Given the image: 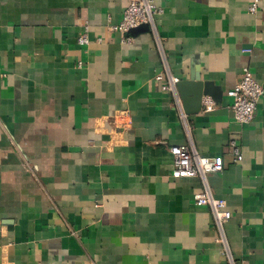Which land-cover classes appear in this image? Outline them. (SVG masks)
<instances>
[{
	"label": "crops",
	"instance_id": "obj_1",
	"mask_svg": "<svg viewBox=\"0 0 264 264\" xmlns=\"http://www.w3.org/2000/svg\"><path fill=\"white\" fill-rule=\"evenodd\" d=\"M130 1L0 0V264H264V94L244 125L227 94L245 72L264 89V0H154L124 42L109 26ZM157 73L211 82L213 110L177 88L181 110ZM174 144L223 163L227 248Z\"/></svg>",
	"mask_w": 264,
	"mask_h": 264
},
{
	"label": "built area",
	"instance_id": "obj_2",
	"mask_svg": "<svg viewBox=\"0 0 264 264\" xmlns=\"http://www.w3.org/2000/svg\"><path fill=\"white\" fill-rule=\"evenodd\" d=\"M258 2L259 0H253L249 5L251 12L257 11ZM162 11V7L157 5L154 0H131L124 7L121 20L116 24H111L109 28L125 34L130 29L141 24L153 27L156 15ZM129 39V36H126L122 38V41L125 42ZM77 41L81 45L89 43L87 24L83 26V31L78 36ZM163 79V74L157 73L155 75V80L161 82V88L171 91L176 96V101L182 110L180 99L177 96L179 78L169 75L165 82H162ZM227 94L232 98L230 107L233 111L234 120L242 125L251 123L256 115L258 101L264 94L261 83L257 81L252 73L245 72ZM214 106L215 102L210 96H203L202 111H211ZM181 117L184 119L185 114L181 113ZM229 149L233 155L234 162H239L243 159L241 147L235 139L230 140ZM169 151L173 159L172 175L174 177L197 176L204 182L203 190L194 196L195 203L198 206L208 207L215 226L221 231L219 239L227 248L223 227L230 219L231 212L226 208L225 200L215 197L207 184L208 175L222 171L224 169L223 163L218 158L199 154L187 144L170 145Z\"/></svg>",
	"mask_w": 264,
	"mask_h": 264
},
{
	"label": "water",
	"instance_id": "obj_3",
	"mask_svg": "<svg viewBox=\"0 0 264 264\" xmlns=\"http://www.w3.org/2000/svg\"><path fill=\"white\" fill-rule=\"evenodd\" d=\"M149 26L141 24L125 33L126 36H134L140 32L147 31ZM177 88L183 99V104L187 112H198L202 106V97L207 94L215 95L214 88L209 81H203L197 75L190 80H179ZM217 96V95H216Z\"/></svg>",
	"mask_w": 264,
	"mask_h": 264
}]
</instances>
